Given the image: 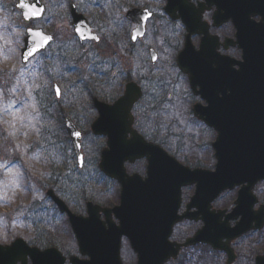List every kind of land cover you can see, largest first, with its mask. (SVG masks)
<instances>
[{
  "label": "flooded vegetation",
  "instance_id": "af4514ba",
  "mask_svg": "<svg viewBox=\"0 0 264 264\" xmlns=\"http://www.w3.org/2000/svg\"><path fill=\"white\" fill-rule=\"evenodd\" d=\"M258 3L256 0L254 13L264 0ZM169 4V0H74L76 12L87 18L92 31L99 37L98 41L90 43L87 71L79 70L80 81L71 87V90L76 86L88 89L91 104L86 110L87 119L75 113L62 115V109L56 112L67 138V118L79 129V117L89 125V134L94 140V185L89 191L84 190L81 198L75 193L72 194L74 199L65 197L71 194V182L50 161L54 166L49 168L48 184L54 187L56 194L64 196L63 199L59 195L75 214H78L77 206L85 201L84 217L89 201L101 208L120 205L124 184L131 189L140 188L134 192L139 193L136 202L140 199L143 204H165L172 206L173 211L179 205L177 214L186 218L173 227L171 242L180 246L200 239L187 248L181 247L178 257L168 264H209L212 256L219 264H242L240 247L249 240L248 262L257 264L262 251L253 249L252 245L254 235L263 233L260 243L264 247V157L260 159V154L253 151L255 143L247 145L243 136L235 140L238 144L231 143L227 150L217 151V131L200 119L198 112L209 110L206 114L211 117V111L219 112L221 106L210 103L203 92L207 87L204 82H192V78L220 74L222 67L227 68V59L235 62V68L239 69L242 61L240 15L233 13L230 0H176L168 12ZM70 6L71 2L69 10ZM62 8L60 6L57 11L61 12ZM69 16L71 18V14ZM252 21L259 24L262 17L252 14ZM186 47L191 54L187 74L178 62ZM62 53L63 50L58 49L57 57L48 61L43 54L36 56L44 59L41 73L61 83L63 79L56 71L65 64ZM83 60L79 58L76 63L83 65ZM124 61L132 63V68H124ZM57 83L53 84V90ZM212 90L216 98L222 97L220 88ZM123 98L128 102L118 103ZM97 102L110 106L106 114L107 127L101 133L98 129L92 130L101 118ZM112 109L116 111H110ZM82 132L83 138L88 135ZM105 149L113 158L114 168L120 169L122 156L127 158L122 165L124 173H119L122 179L102 173L100 164ZM163 152L188 168L190 175L181 176L179 165ZM218 155L228 160L222 170L229 171V179L226 172L217 170ZM133 157L136 158L133 160ZM153 161L155 177L151 171ZM204 176L211 177V181L205 182ZM226 179L232 188L217 194L223 187L221 182ZM88 192L92 197H87ZM57 211L59 216L45 220L30 218L33 234L41 233L43 242L22 243L21 260L17 264H33L32 256L25 250L35 247L41 251L56 249L65 258L64 264H72V257L86 259L81 255L69 216ZM95 220L104 224L105 229L102 228L106 231L114 229L109 223L120 224L116 216L107 217L102 212ZM149 220L154 218H140L141 222ZM205 229L207 234L199 237ZM142 233L146 242V228ZM217 243L228 245L231 255L215 248L213 244ZM62 257L49 258L46 264H60ZM122 257L125 264H137V256L126 238L122 241Z\"/></svg>",
  "mask_w": 264,
  "mask_h": 264
},
{
  "label": "rangeland",
  "instance_id": "374dc122",
  "mask_svg": "<svg viewBox=\"0 0 264 264\" xmlns=\"http://www.w3.org/2000/svg\"><path fill=\"white\" fill-rule=\"evenodd\" d=\"M18 1L0 0V243L4 244L11 243L17 237L31 243L43 242L42 234H33L34 226L30 228V207L40 210V217H53V204L45 199L46 191L54 189L47 180L49 168L53 167L49 161L52 160L70 180L71 194L64 196L71 199H74L73 193L81 198L85 188L89 191L94 185L92 180L95 175L92 154L94 140L89 134V125L79 117L80 129L88 133L83 139L85 167L79 170L56 112L62 109V115L75 113L87 119L85 114L91 104L90 92L81 86L72 90L71 87L80 81L79 70L88 69L86 62L91 58L92 44L81 45L74 35L68 13L69 0H42L48 7V14L33 26L43 27L55 37L49 51L43 54L47 61L57 57L58 49L63 50L65 64L56 71L63 81L61 83L41 73L44 59L34 58L23 65L21 50L26 29L32 25H24L22 15L15 6ZM60 6L64 7L62 11H56ZM79 58L84 59L83 65L76 63ZM123 67L132 68V63L124 61ZM55 82L62 90L60 100L53 90ZM40 147H43L44 154ZM88 193L87 197H92ZM59 195L64 199L63 195ZM84 202L77 206L76 213L84 215ZM55 215L59 216L57 213ZM262 235H254L252 245L259 252L264 251L260 243ZM249 247L250 240L241 244L242 264H249ZM215 260L212 256L209 264H219Z\"/></svg>",
  "mask_w": 264,
  "mask_h": 264
},
{
  "label": "water",
  "instance_id": "95a60500",
  "mask_svg": "<svg viewBox=\"0 0 264 264\" xmlns=\"http://www.w3.org/2000/svg\"><path fill=\"white\" fill-rule=\"evenodd\" d=\"M175 1L169 0L168 12L172 9V4ZM230 2L233 3V13L240 15L239 40L240 48L243 50V63H239V69H236V63L227 59V68L222 67L220 74L203 75L198 79L192 78V82L201 80L207 85L203 92L210 103L220 104L221 106L219 112L216 110L211 111V117L206 114L209 110L199 111L198 115L200 114V119L207 122L209 126L218 132L216 144L218 152L227 150V146L231 143L238 144L235 140L243 136L246 137L247 145L250 142L255 143L253 151H257L260 154V159H262L264 157V3L257 9L255 12L257 14H255L256 0H230ZM258 2L260 0H257V5ZM21 4L27 7L22 8ZM17 8L22 12L23 19L27 24L33 20L41 19L45 14V6L41 4L40 0H34L33 2L20 0ZM71 13L74 18L75 32L82 43L97 38L83 16L76 13L74 6H72ZM252 14L260 15L262 17L261 23H254ZM52 40V37L44 34L42 30H28V37L25 39V46L22 50L23 64H27L36 54L46 50ZM190 59L191 54L188 47L179 57L180 68L185 73H188L187 61H190ZM229 65L232 67H229ZM192 87L194 90L196 89L194 83H192ZM213 87L220 88L222 97L216 98L214 96ZM203 92L199 94H204ZM57 93L59 94V90ZM127 102L126 98H123L118 103L124 104ZM97 105L101 112V118L92 129H98L101 133L107 127L106 114L110 106L102 103ZM216 112H218L217 116ZM66 127L78 157L79 167L82 168L84 165L81 145L82 133L77 130L69 119ZM109 145L112 146L113 143L110 142ZM135 158L133 157V160ZM217 158L219 160L217 170L229 172L222 170L228 164V160L222 155H218ZM112 159L109 150H105L101 170L109 176L122 179L123 176L119 173H124L122 165L127 158L125 156L120 158V169L114 168ZM116 159L115 157L114 160ZM175 163L177 164L176 161ZM151 171L155 177L154 161L151 165ZM179 172L181 176L184 173L190 175L189 171L180 165ZM216 177L219 178L220 175L218 174ZM229 178L230 174H228ZM228 179L221 182L223 187L218 189L217 194L226 190V188H232ZM204 180L210 182L211 177L204 176ZM139 189H131L124 184L122 205L113 210L103 211L108 217L115 214L120 219L121 226L119 228L114 226V229L104 230V224H100L95 220L100 211L98 212L96 208L92 207V204H89L90 217L87 219L72 216L69 213L81 252L84 256L89 257L88 261L72 259V264H122L121 240L123 237L130 240L132 248L138 255V264H165L169 260L177 258L181 246L175 250L174 245L170 242V236L173 226L179 220L177 218L178 206H175L173 211L172 206L165 204L163 206H157L155 203L143 204L140 199L136 202V196L139 193L134 192L139 191ZM48 194L63 212L67 210L63 202L52 191ZM143 216H151L154 220L141 222L140 218ZM111 226L113 225L111 224ZM144 228L147 231L146 242L143 241L142 237ZM206 234L207 230L205 229L199 237H204ZM199 239L188 241L182 247L195 244ZM22 243L23 241L18 239L10 246L0 245V264H17L21 260L19 253L22 254L20 252ZM213 245L215 248L225 250L231 255L228 245ZM25 253L32 256L34 264H46L49 258L60 255L56 250L40 252L33 249L30 251L25 250ZM60 264H64L63 258L60 260ZM257 264H264V256L258 258Z\"/></svg>",
  "mask_w": 264,
  "mask_h": 264
},
{
  "label": "snow or ice",
  "instance_id": "6c2138e0",
  "mask_svg": "<svg viewBox=\"0 0 264 264\" xmlns=\"http://www.w3.org/2000/svg\"><path fill=\"white\" fill-rule=\"evenodd\" d=\"M21 7L23 8V7H27L26 5H24V4H21ZM58 91V90H57ZM117 108H119V105H117ZM110 111H112V112H115L116 111V109H112V110H110ZM103 119V118H102Z\"/></svg>",
  "mask_w": 264,
  "mask_h": 264
}]
</instances>
